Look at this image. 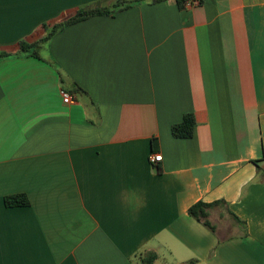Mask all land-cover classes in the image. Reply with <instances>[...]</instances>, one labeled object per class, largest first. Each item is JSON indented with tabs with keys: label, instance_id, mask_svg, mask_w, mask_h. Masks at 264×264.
Here are the masks:
<instances>
[{
	"label": "crops",
	"instance_id": "obj_1",
	"mask_svg": "<svg viewBox=\"0 0 264 264\" xmlns=\"http://www.w3.org/2000/svg\"><path fill=\"white\" fill-rule=\"evenodd\" d=\"M117 1L0 0V264H264V0H145L17 54Z\"/></svg>",
	"mask_w": 264,
	"mask_h": 264
},
{
	"label": "trees",
	"instance_id": "obj_2",
	"mask_svg": "<svg viewBox=\"0 0 264 264\" xmlns=\"http://www.w3.org/2000/svg\"><path fill=\"white\" fill-rule=\"evenodd\" d=\"M143 1L145 0H118L112 6L101 5V4L82 6L77 10L75 14L68 16L61 21H58L51 28H47V33L38 42L29 43L24 40L21 41L19 52L17 54H30V55L40 56L39 52L43 47V44L47 42L55 33L61 31L66 26L75 23L77 21L83 20L92 15L110 14L122 10L126 7H129L131 4L140 3ZM149 1L155 2L159 0H149ZM177 1L180 7H185V2L187 0H177ZM200 1L202 2L203 0ZM11 55L12 54L8 52H0V59ZM195 125H196V119L194 113L187 112L183 115L181 121L174 123L172 125V133L176 137H181V138L191 137L194 134ZM5 202L9 206L28 205L29 199L25 193H17V194L7 195L5 197ZM217 203L219 202L207 203L203 201H198L189 208V213L198 220H201L205 225H207L214 231L216 227L209 220V208ZM236 218L238 219V217ZM155 258H156V253L153 252L150 253L147 259L148 264H152V260ZM193 262L194 260H190L187 262V264H192Z\"/></svg>",
	"mask_w": 264,
	"mask_h": 264
},
{
	"label": "built area",
	"instance_id": "obj_3",
	"mask_svg": "<svg viewBox=\"0 0 264 264\" xmlns=\"http://www.w3.org/2000/svg\"><path fill=\"white\" fill-rule=\"evenodd\" d=\"M194 3H195V0H187L185 2V6H191ZM61 96H62L63 102H65V103H72L75 99L74 94L65 88L61 89ZM161 159H162V154L160 152L151 153L149 156V161H150L151 165H153V166H156V164Z\"/></svg>",
	"mask_w": 264,
	"mask_h": 264
}]
</instances>
